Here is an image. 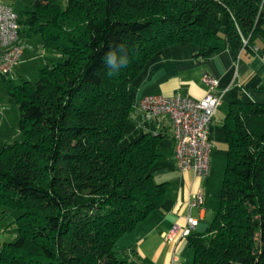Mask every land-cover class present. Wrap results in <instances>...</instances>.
<instances>
[{
	"label": "trees",
	"instance_id": "trees-1",
	"mask_svg": "<svg viewBox=\"0 0 264 264\" xmlns=\"http://www.w3.org/2000/svg\"><path fill=\"white\" fill-rule=\"evenodd\" d=\"M17 23L18 38L39 33L56 57L35 84L0 75L21 134L0 148V209L20 211L0 264H127L118 239L170 190L151 173L163 134L119 145L141 72L169 46L193 45L203 59L219 40L264 59V0H33ZM111 51L129 62L109 76ZM221 128L219 203L206 230L186 237L191 264H264V102H231Z\"/></svg>",
	"mask_w": 264,
	"mask_h": 264
},
{
	"label": "crops",
	"instance_id": "crops-1",
	"mask_svg": "<svg viewBox=\"0 0 264 264\" xmlns=\"http://www.w3.org/2000/svg\"><path fill=\"white\" fill-rule=\"evenodd\" d=\"M31 1L0 0L16 14L26 10ZM216 45L215 54L203 59L194 58L195 48L190 44L169 46L154 55L136 82L135 104L139 98L150 94H184L201 98L206 92L201 78L204 73H208L218 80L217 91L221 94L220 104L210 124L211 140L212 122L220 110L225 116L231 102H264V59L245 50L234 52L223 40H219ZM224 103L227 106L222 112ZM223 118L220 119L221 124ZM14 120V113L9 112L0 101V148L6 142L20 139L18 123L15 124ZM143 132L161 133L163 139L170 137L171 159L174 163L171 121L163 115L152 116L135 110L133 121L125 128V137L131 141ZM213 153L212 145L210 169L204 177H195L190 171L180 172L174 163L177 173L166 178L170 190L162 207L117 241L119 257L126 259L127 264H166L172 256L175 257L173 264L192 263L193 249L188 245L187 238L179 239L176 233L175 239L169 242L163 239V234L170 232L175 225L184 224V216L188 213V197L193 192L203 194L204 205L202 209L193 208L190 211L192 216L198 218V224L191 233H203L206 230L219 203L223 176V170L215 166L216 162L212 160Z\"/></svg>",
	"mask_w": 264,
	"mask_h": 264
},
{
	"label": "built area",
	"instance_id": "built-area-1",
	"mask_svg": "<svg viewBox=\"0 0 264 264\" xmlns=\"http://www.w3.org/2000/svg\"><path fill=\"white\" fill-rule=\"evenodd\" d=\"M17 14L10 6L0 2V75L9 74L17 63L21 48L17 44ZM206 92L201 98L184 94L165 96L150 94L139 98L136 108L152 116H166L172 123L173 160L180 172L190 171L195 177H204L210 169L212 143L209 138L210 124L220 104L217 91L218 80L208 74L202 75ZM204 196L200 192L190 193L183 225H175L163 234L165 241L186 238L198 224V218L191 215L193 208L202 209ZM175 257L166 264H173Z\"/></svg>",
	"mask_w": 264,
	"mask_h": 264
},
{
	"label": "rangeland",
	"instance_id": "rangeland-1",
	"mask_svg": "<svg viewBox=\"0 0 264 264\" xmlns=\"http://www.w3.org/2000/svg\"><path fill=\"white\" fill-rule=\"evenodd\" d=\"M59 4H63L64 0H54ZM220 36L224 35V25H222ZM17 44L21 48V54L19 59L13 69L8 74L15 83H20L22 81H29L32 84H35L39 70L45 61L53 60L56 56L48 52L43 48L42 37L39 33H31L30 36L24 38H18ZM202 79V78H201ZM202 81V80H201ZM203 83V82H202ZM204 84V83H203ZM206 87V85L204 84ZM218 87V85H217ZM219 92V91H218ZM221 95V94H220ZM221 99V98H220ZM0 101L2 105L6 106L9 112L14 113L15 119L14 123L17 124L19 120V111L15 104L11 103L8 100L7 88L3 82L0 81ZM6 104V105H5ZM222 112L225 111L226 104L224 103ZM219 106V105H218ZM10 109L12 111H10ZM217 109V108H216ZM222 116V117H221ZM221 110L217 118L212 122L211 129V140L213 145V155L212 160L215 161V166L218 165L220 170L224 171L225 166V156L227 146L224 140L220 119L223 118ZM9 120H11V113H9ZM21 138V136L19 137ZM127 139L124 136L122 137L119 145L120 147L125 146ZM160 152L162 153L156 164L153 166L151 173L155 182L166 181V178L172 177L176 172L174 163L171 159V140L170 137H165L161 141ZM20 211L15 209L11 211L1 212L0 209V243L4 241H11L14 238V225L13 220L19 215ZM3 230V232H1Z\"/></svg>",
	"mask_w": 264,
	"mask_h": 264
},
{
	"label": "clouds",
	"instance_id": "clouds-1",
	"mask_svg": "<svg viewBox=\"0 0 264 264\" xmlns=\"http://www.w3.org/2000/svg\"><path fill=\"white\" fill-rule=\"evenodd\" d=\"M128 58L126 56H118L115 51H111L107 54L105 63L109 67V76L114 75L119 71L121 67H126L128 64Z\"/></svg>",
	"mask_w": 264,
	"mask_h": 264
}]
</instances>
